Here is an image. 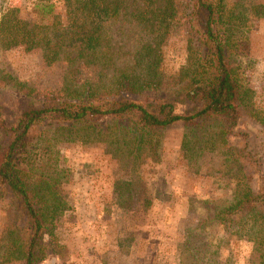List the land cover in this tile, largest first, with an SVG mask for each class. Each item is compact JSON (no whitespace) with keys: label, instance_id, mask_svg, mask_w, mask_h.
<instances>
[{"label":"rangeland","instance_id":"rangeland-1","mask_svg":"<svg viewBox=\"0 0 264 264\" xmlns=\"http://www.w3.org/2000/svg\"><path fill=\"white\" fill-rule=\"evenodd\" d=\"M31 2L0 0V18L8 7L20 8L21 18H33ZM187 2L176 0V24L149 75L156 82L150 96L173 104L177 113L199 107L177 90L178 73L187 60ZM259 4L264 0H229L235 18L228 24L233 26L228 65L247 90V107H240L233 133L221 136L222 124L217 122L175 125L147 136L133 153L124 143L109 145L92 135L83 142L77 136L68 141V135L60 134L68 130L56 131L50 117L31 133L30 143L38 142L31 162L36 168L45 164L35 177L43 172L51 178L66 208L42 216L46 229L39 264H260L245 235L225 231L214 222L200 226L232 202L244 184L264 192V126L257 120L264 118V19L251 11ZM133 60L130 54L120 56L118 64L131 66ZM69 68L66 61L46 65L38 50L0 46V122L10 125L31 104L49 105L63 98L69 85L111 75L94 67L68 75ZM16 83L23 85L20 91ZM56 135L47 144L38 141ZM46 145L50 148L41 153L40 146ZM29 234L15 199L0 190V264H24L16 249ZM192 247L200 253L192 254ZM35 254L40 256L38 248Z\"/></svg>","mask_w":264,"mask_h":264},{"label":"trees","instance_id":"trees-1","mask_svg":"<svg viewBox=\"0 0 264 264\" xmlns=\"http://www.w3.org/2000/svg\"><path fill=\"white\" fill-rule=\"evenodd\" d=\"M187 3L190 9L187 60L178 73L177 90L185 99L199 103V107L184 113H177L173 104L158 102L150 96L156 82L149 75L155 70L162 45L176 24V0H33L31 19L21 18L18 7H8L2 12L3 50L16 47L25 52L38 50L46 65L66 61L70 67L68 75L85 67L111 72L106 80L69 85L66 95L49 105L31 104L10 125L0 122L3 134L0 190L9 192L15 199L30 231L27 242L20 239L16 249L24 264H39L42 260L46 229L43 214H60L66 210L57 198L51 178L43 172L35 177L45 164L36 168L30 159L38 142L30 143L29 136L49 117L57 124L56 131L68 130V134L60 133L68 135V141L77 136L83 142L87 135H92L97 142L124 143L129 151L131 147L132 153L146 143L147 136L175 125L188 127L217 122L222 124L221 136L233 133L241 117L240 107H247V90L238 83L228 65L233 29L228 24L235 18L228 9L229 0ZM251 11L264 19V4L254 6ZM114 36L124 40L117 42ZM128 54L134 59L131 66L120 67V56ZM21 86L16 83L19 91ZM257 120L264 126V118ZM59 135L48 139L43 136L38 141L47 144ZM49 148V145L40 146V152L45 153ZM207 221L222 226L225 231L245 235L258 253L260 264H264V192L253 191L244 184L234 192L232 202L201 221L200 226ZM37 248L40 256L35 254ZM190 251L194 255L200 253L197 247Z\"/></svg>","mask_w":264,"mask_h":264}]
</instances>
